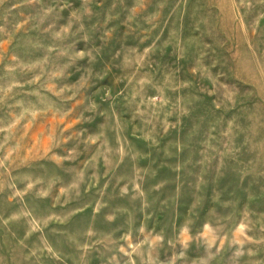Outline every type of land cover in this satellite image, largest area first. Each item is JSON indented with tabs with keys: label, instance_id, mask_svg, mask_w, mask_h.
I'll use <instances>...</instances> for the list:
<instances>
[{
	"label": "rangeland",
	"instance_id": "374dc122",
	"mask_svg": "<svg viewBox=\"0 0 264 264\" xmlns=\"http://www.w3.org/2000/svg\"><path fill=\"white\" fill-rule=\"evenodd\" d=\"M0 264H264V0H0Z\"/></svg>",
	"mask_w": 264,
	"mask_h": 264
}]
</instances>
